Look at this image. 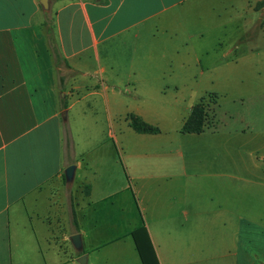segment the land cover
Masks as SVG:
<instances>
[{"label":"crops","instance_id":"0c3cea01","mask_svg":"<svg viewBox=\"0 0 264 264\" xmlns=\"http://www.w3.org/2000/svg\"><path fill=\"white\" fill-rule=\"evenodd\" d=\"M40 1L0 0V264H264V152L181 132L189 58L264 34V0Z\"/></svg>","mask_w":264,"mask_h":264},{"label":"rangeland","instance_id":"374dc122","mask_svg":"<svg viewBox=\"0 0 264 264\" xmlns=\"http://www.w3.org/2000/svg\"><path fill=\"white\" fill-rule=\"evenodd\" d=\"M48 15L45 13L46 19ZM244 42L237 45L235 55H223L233 49L234 44L228 39L219 45L210 41L202 45L209 55H203L200 60L189 58V105H195L202 98L208 114L207 121L212 118L211 127L240 132L243 150L260 153L264 152V34L261 32L252 42ZM59 97L61 101H66L63 92L59 93ZM79 106L83 108L82 103ZM73 112L70 111L64 124L68 141L78 130ZM89 125L90 121L84 119L80 125L81 132H86ZM92 131L100 138L106 131L104 120L99 117L93 121ZM75 187L74 180L73 190ZM148 245L149 242L144 240L141 248L152 263V251Z\"/></svg>","mask_w":264,"mask_h":264},{"label":"trees","instance_id":"16d2710c","mask_svg":"<svg viewBox=\"0 0 264 264\" xmlns=\"http://www.w3.org/2000/svg\"><path fill=\"white\" fill-rule=\"evenodd\" d=\"M207 111L205 109V104L203 100H200L196 103L189 113V116L181 126V132H188V133H200L204 131L209 125L207 121ZM128 120L131 128L139 133H157L159 129L155 126H152L146 123L143 119L139 116L131 113L128 115ZM75 221V220H74ZM138 250L143 261V264H150L148 257L143 252L141 248V244H138Z\"/></svg>","mask_w":264,"mask_h":264},{"label":"water","instance_id":"95a60500","mask_svg":"<svg viewBox=\"0 0 264 264\" xmlns=\"http://www.w3.org/2000/svg\"><path fill=\"white\" fill-rule=\"evenodd\" d=\"M40 4L42 6V8L44 10H47L48 9V4H47V0H41L40 1ZM65 114L66 112H62V116L65 117ZM74 171H75V165L71 164V165H68L67 167H65L64 169V178H65V181L67 183L69 182H72L73 180V177H74ZM73 247L77 250V251H81L82 250V241H81V236L79 233H74L72 234L70 237H69ZM86 258H87V255L86 254H82L78 259L77 261L81 264L85 263L86 261Z\"/></svg>","mask_w":264,"mask_h":264}]
</instances>
